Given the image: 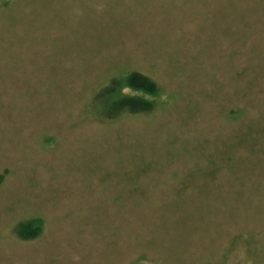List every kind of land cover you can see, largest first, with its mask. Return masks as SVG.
<instances>
[{
	"label": "rangeland",
	"instance_id": "374dc122",
	"mask_svg": "<svg viewBox=\"0 0 264 264\" xmlns=\"http://www.w3.org/2000/svg\"><path fill=\"white\" fill-rule=\"evenodd\" d=\"M0 177V264H264V0H0Z\"/></svg>",
	"mask_w": 264,
	"mask_h": 264
},
{
	"label": "trees",
	"instance_id": "16d2710c",
	"mask_svg": "<svg viewBox=\"0 0 264 264\" xmlns=\"http://www.w3.org/2000/svg\"><path fill=\"white\" fill-rule=\"evenodd\" d=\"M125 89L134 95L124 94ZM158 93V85L152 79L139 72H130L125 78L113 79L97 91L95 101L99 117L110 122L124 115L148 114L155 108L152 98ZM40 233L39 221L20 222L13 229V234L21 241L34 240Z\"/></svg>",
	"mask_w": 264,
	"mask_h": 264
}]
</instances>
